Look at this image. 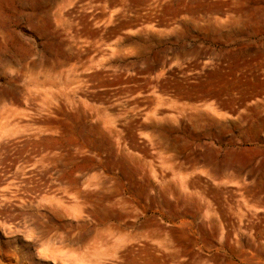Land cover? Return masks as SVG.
Wrapping results in <instances>:
<instances>
[{
	"label": "rangeland",
	"instance_id": "374dc122",
	"mask_svg": "<svg viewBox=\"0 0 264 264\" xmlns=\"http://www.w3.org/2000/svg\"><path fill=\"white\" fill-rule=\"evenodd\" d=\"M0 68V264H264L262 0H0Z\"/></svg>",
	"mask_w": 264,
	"mask_h": 264
},
{
	"label": "bare ground",
	"instance_id": "6f19581e",
	"mask_svg": "<svg viewBox=\"0 0 264 264\" xmlns=\"http://www.w3.org/2000/svg\"><path fill=\"white\" fill-rule=\"evenodd\" d=\"M48 2H55L56 0H47ZM65 1H67V0H65ZM263 2H264V0H262ZM57 4V3H56ZM31 5V4H30ZM49 6V5H48ZM62 6H63V4H62ZM253 6V5H252ZM32 7V6H31ZM59 7V5H57V7H56V11L54 10V9H50L51 10V12H52V10H54L55 12H53L51 15L53 16V18H54V21H55V23L57 24L58 22H60L61 20H60V16H62V15H59L58 14V8ZM47 8H49V7H47ZM50 10H48V11H50ZM35 11V10H34ZM50 13V12H49ZM39 15L41 16V22H39V23H42L43 25H46L47 24V19H49L48 18V13H47V11H45V9H42V11L39 13ZM50 15V16H51ZM50 20V19H49ZM238 21H240V20H238ZM237 21V22H238ZM258 21H260V20H257V22ZM37 22V21H36ZM60 23H58V25H59ZM211 24V23H210ZM49 27V26H48ZM238 27V26H237ZM6 35V34H5ZM7 35H9V34H7ZM150 48V47H149ZM136 52V51H135ZM118 54V53H117ZM122 54V53H121ZM9 60V59H8ZM66 61V60H65ZM237 62V61H236ZM6 63H8V62H6ZM9 64V63H8ZM48 66V65H47ZM50 66V65H49ZM55 66V65H54ZM1 69V68H0ZM52 69V68H51ZM64 70V69H63ZM56 71V70H55ZM3 72V71H2ZM48 78V77H47ZM49 79V78H48ZM47 80V79H46ZM50 82H51V80H50ZM59 85V84H58ZM68 92V91H67ZM67 95V94H66ZM54 98H55V96H54ZM53 98V99H54ZM220 116V115H219ZM224 126V125H223ZM251 128H253V127H251ZM250 129V128H249ZM261 129V128H260ZM259 129V130H260ZM261 132V131H260ZM253 133V132H252ZM155 134V133H154ZM255 134V133H254ZM254 136V135H253ZM171 137V136H170ZM186 139V138H185ZM255 139V138H254ZM223 141V140H222ZM188 143V142H187ZM190 144V143H189ZM230 153V152H229ZM224 155V154H223ZM233 158V157H232ZM227 160V159H226ZM221 162V161H220ZM223 162V161H222ZM235 162V161H234ZM234 162H232L233 164H234ZM237 162V161H236ZM239 162H241V161H239ZM241 165V164H240ZM236 167V166H235ZM241 168V167H240ZM93 180V179H92ZM91 180V181H92ZM263 187H264V185H263ZM174 207H176V206H174ZM177 207H179V206H177ZM104 219H107L108 218V216L110 217V216H113V213H111V211H110V209H107V208H105L104 209ZM103 214V213H102ZM178 214H181V213H179V211H178V209H174V214H172V215H178ZM103 216V215H102ZM102 216H100V217H102Z\"/></svg>",
	"mask_w": 264,
	"mask_h": 264
},
{
	"label": "crops",
	"instance_id": "0c3cea01",
	"mask_svg": "<svg viewBox=\"0 0 264 264\" xmlns=\"http://www.w3.org/2000/svg\"><path fill=\"white\" fill-rule=\"evenodd\" d=\"M146 221H150V223H151V228H150V231H149V232H150L151 235H153V233H152V232H153V225H152L153 218H147Z\"/></svg>",
	"mask_w": 264,
	"mask_h": 264
}]
</instances>
